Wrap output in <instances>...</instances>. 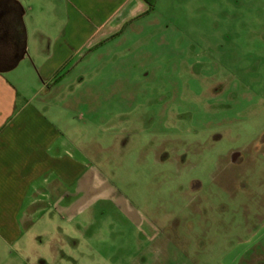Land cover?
<instances>
[{
    "label": "rangeland",
    "instance_id": "obj_1",
    "mask_svg": "<svg viewBox=\"0 0 264 264\" xmlns=\"http://www.w3.org/2000/svg\"><path fill=\"white\" fill-rule=\"evenodd\" d=\"M71 67L93 182L30 264H264V0H156Z\"/></svg>",
    "mask_w": 264,
    "mask_h": 264
},
{
    "label": "crops",
    "instance_id": "obj_2",
    "mask_svg": "<svg viewBox=\"0 0 264 264\" xmlns=\"http://www.w3.org/2000/svg\"><path fill=\"white\" fill-rule=\"evenodd\" d=\"M60 1L0 0V264H30L39 224L56 226L58 205L93 182L70 115L74 58L150 11L145 0Z\"/></svg>",
    "mask_w": 264,
    "mask_h": 264
},
{
    "label": "trees",
    "instance_id": "obj_3",
    "mask_svg": "<svg viewBox=\"0 0 264 264\" xmlns=\"http://www.w3.org/2000/svg\"><path fill=\"white\" fill-rule=\"evenodd\" d=\"M145 1L149 4L150 8H152L153 5H154V2H155L156 0H145Z\"/></svg>",
    "mask_w": 264,
    "mask_h": 264
}]
</instances>
